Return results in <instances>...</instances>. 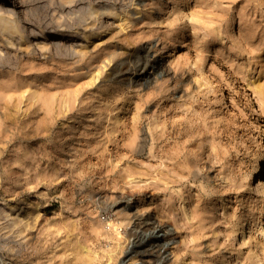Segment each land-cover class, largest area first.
Instances as JSON below:
<instances>
[{
  "label": "rangeland",
  "instance_id": "374dc122",
  "mask_svg": "<svg viewBox=\"0 0 264 264\" xmlns=\"http://www.w3.org/2000/svg\"><path fill=\"white\" fill-rule=\"evenodd\" d=\"M16 1L0 5V264H264V0ZM137 204V239L161 223L166 258L124 255Z\"/></svg>",
  "mask_w": 264,
  "mask_h": 264
},
{
  "label": "bare ground",
  "instance_id": "6f19581e",
  "mask_svg": "<svg viewBox=\"0 0 264 264\" xmlns=\"http://www.w3.org/2000/svg\"><path fill=\"white\" fill-rule=\"evenodd\" d=\"M65 1L71 2L72 0H64V2ZM185 1L186 0H180L181 5L183 3H185ZM4 2H7L10 5H15L17 3L16 0H0V5L4 4ZM3 7H1V8H3ZM7 9H8V7H7ZM4 14H6V11ZM10 20L8 17H5V18L0 17V29H1V32L5 35H7V33L10 32V29H9V27L5 26L4 24H6L8 21L10 22ZM77 50L78 51L80 50V52H83L81 48L80 49L78 48ZM159 61H160L159 58H156L154 60V63L151 66L153 69L150 72H152V73H155L158 71L160 73L165 72L164 68L161 67ZM263 156H264V147L261 148L260 154L257 157V164L254 166V169H253V172L256 174V177H255L256 183L254 186H252V188H254L257 191L258 197L262 201V205L264 207V174L262 176V173L264 171V166H263V164H261ZM131 199H132L131 197H127V198L125 197V199L123 197H121L120 201L124 204V207L128 208L130 206ZM139 209H140V204H137L135 211H133V213H132L133 218L131 220V228L128 232L130 238H129L128 243L124 249V255L128 256L132 253H136V252L138 253L140 250L139 249L140 246L142 247L143 245H149L150 248H153L154 246L155 247L158 246L154 250V252H157V254H155V258L153 260L158 261V260H161L163 258H166V256L169 253L168 252L169 243L171 242L172 239L170 237V232H168V229L166 230L164 225H162L161 223H155L154 224L153 221L151 222L152 223L151 227H153V231H152L151 239L148 240V242H147V240L141 241V240L137 239L138 232L139 231L142 232V230H141V228L143 227L142 223L148 224L145 221L146 217L142 213H138ZM24 210H25V207L23 206V204L17 205L16 203H12L9 205L8 210L4 212L3 217L7 223L24 225L25 223H27V219L24 217V215L21 214V212H23ZM250 211H253V209L251 208ZM248 214H249L248 211H244L236 222L235 231H236V234L238 235V240H240V241L245 240V238L247 236L246 235V230H247L246 215H248ZM145 227H147V226H145ZM141 249L143 250L145 248H141ZM141 256H144V255H141ZM145 260H147V258L146 259L140 258V261L138 263L139 264H145Z\"/></svg>",
  "mask_w": 264,
  "mask_h": 264
},
{
  "label": "built area",
  "instance_id": "2783aa9c",
  "mask_svg": "<svg viewBox=\"0 0 264 264\" xmlns=\"http://www.w3.org/2000/svg\"><path fill=\"white\" fill-rule=\"evenodd\" d=\"M102 217H104V215Z\"/></svg>",
  "mask_w": 264,
  "mask_h": 264
}]
</instances>
